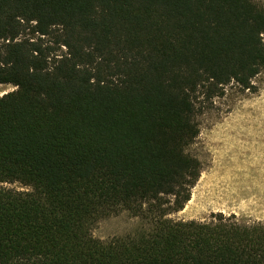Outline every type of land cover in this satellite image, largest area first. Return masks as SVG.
Returning <instances> with one entry per match:
<instances>
[{"label": "trees", "instance_id": "obj_1", "mask_svg": "<svg viewBox=\"0 0 264 264\" xmlns=\"http://www.w3.org/2000/svg\"><path fill=\"white\" fill-rule=\"evenodd\" d=\"M262 71L263 0H0V264H264L263 222L171 216L204 103Z\"/></svg>", "mask_w": 264, "mask_h": 264}, {"label": "rangeland", "instance_id": "obj_2", "mask_svg": "<svg viewBox=\"0 0 264 264\" xmlns=\"http://www.w3.org/2000/svg\"><path fill=\"white\" fill-rule=\"evenodd\" d=\"M253 84L249 90L232 82L222 95L204 103L193 147L203 169L190 200L173 218L208 221L222 212L235 214L241 222L264 223V71ZM14 88L0 83V95ZM9 185L23 188L20 183ZM139 224L137 217L122 212L101 219L93 234L109 239Z\"/></svg>", "mask_w": 264, "mask_h": 264}]
</instances>
